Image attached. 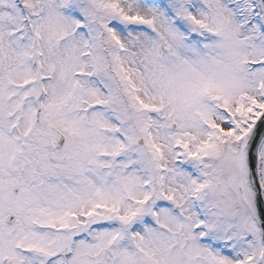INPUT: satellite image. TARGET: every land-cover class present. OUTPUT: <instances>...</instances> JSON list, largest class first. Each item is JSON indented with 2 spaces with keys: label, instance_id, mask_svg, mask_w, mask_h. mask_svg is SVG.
<instances>
[{
  "label": "snow or ice",
  "instance_id": "obj_1",
  "mask_svg": "<svg viewBox=\"0 0 264 264\" xmlns=\"http://www.w3.org/2000/svg\"><path fill=\"white\" fill-rule=\"evenodd\" d=\"M0 264H264V0H0Z\"/></svg>",
  "mask_w": 264,
  "mask_h": 264
}]
</instances>
